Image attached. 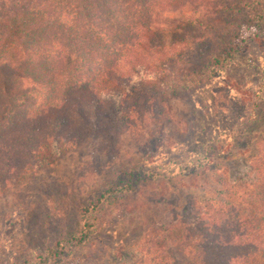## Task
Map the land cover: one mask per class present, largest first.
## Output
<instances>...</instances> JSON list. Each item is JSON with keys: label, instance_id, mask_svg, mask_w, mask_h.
I'll return each instance as SVG.
<instances>
[{"label": "trees", "instance_id": "16d2710c", "mask_svg": "<svg viewBox=\"0 0 264 264\" xmlns=\"http://www.w3.org/2000/svg\"><path fill=\"white\" fill-rule=\"evenodd\" d=\"M231 10L235 20L222 21ZM259 26L264 0H0V195L94 133L163 119L164 102L188 86L179 64L195 70L192 83L209 77ZM257 146L238 178L202 183L200 194L173 186L179 203H163L167 217L130 264H264V140ZM121 192L81 208L78 241L101 226L106 204L132 206L117 202Z\"/></svg>", "mask_w": 264, "mask_h": 264}, {"label": "rangeland", "instance_id": "374dc122", "mask_svg": "<svg viewBox=\"0 0 264 264\" xmlns=\"http://www.w3.org/2000/svg\"><path fill=\"white\" fill-rule=\"evenodd\" d=\"M235 16L231 10L222 21ZM178 67L187 69L188 86L170 92L163 119H136L119 136L94 133L0 195V264H130L167 217L163 203H179L173 186L200 194L202 183L246 174L264 140V27L251 30L234 59L209 77L192 83L195 70ZM117 186V202L132 206L106 204L97 214L101 226L78 241L81 208Z\"/></svg>", "mask_w": 264, "mask_h": 264}]
</instances>
